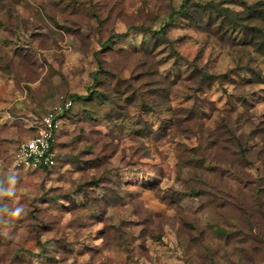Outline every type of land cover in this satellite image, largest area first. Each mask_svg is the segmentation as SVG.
<instances>
[{
	"label": "rangeland",
	"instance_id": "1",
	"mask_svg": "<svg viewBox=\"0 0 264 264\" xmlns=\"http://www.w3.org/2000/svg\"><path fill=\"white\" fill-rule=\"evenodd\" d=\"M257 1L188 0L154 37L185 0H0V264H264ZM94 73L51 164L14 167Z\"/></svg>",
	"mask_w": 264,
	"mask_h": 264
},
{
	"label": "built area",
	"instance_id": "2",
	"mask_svg": "<svg viewBox=\"0 0 264 264\" xmlns=\"http://www.w3.org/2000/svg\"><path fill=\"white\" fill-rule=\"evenodd\" d=\"M66 99L47 110L39 121L30 124L35 133L18 143L12 155V165L17 168H40L49 166L53 159L52 145L64 114L71 106Z\"/></svg>",
	"mask_w": 264,
	"mask_h": 264
},
{
	"label": "trees",
	"instance_id": "3",
	"mask_svg": "<svg viewBox=\"0 0 264 264\" xmlns=\"http://www.w3.org/2000/svg\"><path fill=\"white\" fill-rule=\"evenodd\" d=\"M187 1L188 0H185V2L182 3L179 6L178 9L171 11L169 13V15H168V19L167 20H163L158 29H152L151 27H147V26L146 27H139V28H141L142 30H144L146 32H149L154 37H163V36H165L166 28H167L168 24L173 20V17L176 16V15L185 14L187 11H189V6H187V4H186ZM255 5H261V7L264 6V0L263 1H257L255 3ZM250 12H252V11H250ZM260 28L261 27L257 28L258 30L261 31V37L258 39L260 41V43L259 44H258V42L255 43L254 44V49L256 51L260 52L264 56V33L262 32V30ZM113 36H116V35H113ZM113 36H109V38H112ZM108 42H109V40H105L104 42H102L101 43V48H104L107 45ZM98 68L100 69L101 66L100 67L98 66ZM97 83H98V79H97L96 74L94 73L92 85L90 87H88V92L86 94H84V95H81V94H71V95H69V97H70L69 99H71L72 104L69 107V109H67L65 111V114H64L65 119H67L68 118L67 116H69V112L71 111V109L73 107V101H76V100H84V101L89 100L92 97V87L95 86V84H97ZM95 98L97 99V95L95 96ZM40 118H35V120L39 121ZM37 121H35V122H37ZM64 121L65 120H63L62 123ZM28 128H30V127H28ZM29 130L31 131L30 136L35 133L33 128H30ZM58 131L56 132L55 141H56V138H57ZM55 141H54V143L52 145V150H53V146L55 144ZM244 148H246V146H244ZM47 167L48 166H42L40 168H42V169L44 168L45 169ZM189 192L192 193V194H197L198 190L194 189V188L193 189L191 188ZM217 231L220 232L221 234L223 233V229H221V228H217Z\"/></svg>",
	"mask_w": 264,
	"mask_h": 264
}]
</instances>
